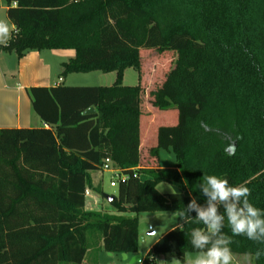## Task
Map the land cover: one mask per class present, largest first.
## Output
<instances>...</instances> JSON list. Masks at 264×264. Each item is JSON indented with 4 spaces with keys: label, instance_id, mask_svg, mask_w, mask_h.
I'll use <instances>...</instances> for the list:
<instances>
[{
    "label": "trees",
    "instance_id": "obj_1",
    "mask_svg": "<svg viewBox=\"0 0 264 264\" xmlns=\"http://www.w3.org/2000/svg\"><path fill=\"white\" fill-rule=\"evenodd\" d=\"M4 3L13 29L0 49L17 57L73 49L62 75L114 71L116 79L110 86H32V109L48 127L0 128V264H83L91 233L106 252L136 254L137 214L167 211L176 213V226L147 255L184 262L197 252L192 229L204 225L179 228L178 213L192 198L204 202L203 175L247 186L250 202L264 208V0ZM168 50L174 59L147 90L142 52ZM129 67L138 72L135 86L122 83ZM90 106L95 112L85 114ZM167 110L176 111V123L156 126L154 141L150 125ZM141 116L150 121L144 132ZM161 149L174 152V168L157 165ZM106 158L125 176L108 202L115 214L84 209L86 189L106 196L90 177ZM161 182L171 192L160 193ZM224 232L231 236L227 225ZM230 247L264 264L255 257L264 243L232 236Z\"/></svg>",
    "mask_w": 264,
    "mask_h": 264
},
{
    "label": "clouds",
    "instance_id": "obj_2",
    "mask_svg": "<svg viewBox=\"0 0 264 264\" xmlns=\"http://www.w3.org/2000/svg\"><path fill=\"white\" fill-rule=\"evenodd\" d=\"M10 34L9 24L0 21V40H7ZM198 187L204 202L197 203V199L192 198L178 213L181 222L179 228L188 222L204 225L203 229H192L190 244L197 250V255L187 259L184 264H231L232 236H244L264 243V208L250 202V189L247 186H233L224 174H220L203 175ZM221 208L223 211H220ZM193 212L195 217L191 215ZM226 225L231 236L224 232ZM262 256L264 249H257L256 259Z\"/></svg>",
    "mask_w": 264,
    "mask_h": 264
},
{
    "label": "rangeland",
    "instance_id": "obj_3",
    "mask_svg": "<svg viewBox=\"0 0 264 264\" xmlns=\"http://www.w3.org/2000/svg\"><path fill=\"white\" fill-rule=\"evenodd\" d=\"M4 0H0V5H3ZM143 57V75L145 76V72H148V77H150V82H147L146 87L147 90H150L159 84L161 80L162 73L167 70L174 59L175 52L174 51H165L160 55H154L153 52H142ZM152 66V67H151ZM124 84L135 86L138 83V72L135 68L129 67L126 68ZM97 73V72H94ZM76 75V74H73ZM79 76L78 79H74L73 81L67 78L64 81V85L68 86H101L94 78L93 73L90 74H77ZM86 75L84 78H81ZM71 77V76H70ZM102 86H110V85H102ZM146 90V91H147ZM149 100V99H148ZM147 98H144L142 104V116H145V113L148 109H146ZM155 112H153L154 114ZM160 114L156 116V122L154 125H150L149 119H145V117H140V127L141 132H144V129L147 125H150L153 130V139L155 141L154 130L158 125H171L176 123V111L175 110H167L164 112H159ZM161 120V121H160ZM172 120V121H171ZM161 122V123H160ZM149 128V130L151 129ZM152 131L150 130V133ZM147 157L144 154L145 158ZM149 159V158H148ZM150 161V160H149ZM145 167H148L145 162H143ZM151 164V162H149ZM157 165L162 168H174L175 167V155L171 149H161L158 152ZM112 167L118 169V167L112 164ZM100 170V169H99ZM119 170V169H118ZM98 172L97 182L98 187L105 195H116L117 193V185L111 186L110 181L114 180L118 181V178H115L112 173L108 171H103V173ZM102 173V179H101ZM145 174H140V178H144ZM157 190L160 193H168L171 192V186L166 182H161L157 184ZM100 202L102 204L99 207L100 212L113 211L109 206L108 201L102 194H98ZM125 216H132L131 213L122 214ZM139 222H145L150 225V230L153 231L152 234L146 235L144 230L139 231V235H144L143 240L138 239V251L141 257H146L148 259V264H184V262L189 258H194L197 255V252H187L184 257V262L179 261L170 253H162V254H151L147 255L149 248L151 245L156 242L160 237H162L167 231L174 228L176 226V213L173 211L167 212H142L137 214ZM100 237L98 233H91L88 237V258L90 264H124L125 261L122 259V255L120 253H109L106 252L99 243ZM233 254V259L231 264H253V259L248 254ZM176 259V260H174Z\"/></svg>",
    "mask_w": 264,
    "mask_h": 264
},
{
    "label": "crops",
    "instance_id": "obj_4",
    "mask_svg": "<svg viewBox=\"0 0 264 264\" xmlns=\"http://www.w3.org/2000/svg\"><path fill=\"white\" fill-rule=\"evenodd\" d=\"M0 21H5L9 24L11 33L13 26L7 18L5 4L0 5ZM7 40H0V44H4ZM74 54L73 49L30 50L23 56L17 57L13 52L0 49V128L48 127L42 123L32 109L27 92V89L32 86L64 85V81L67 78L73 81L79 78L77 74L90 73L96 74L94 78L101 86L112 85L114 83L116 79L114 71L107 73L92 71L62 75V64L72 58ZM125 72H123L122 77L123 84ZM81 76H83L81 78H84L86 75ZM98 172L100 173V170L90 171L93 186H98ZM101 172L103 173V171ZM87 190L89 191V195L85 197L84 209L99 211L102 202H100L98 193L92 189ZM108 213L115 214L113 211H109ZM99 243L102 246L101 240H99ZM87 253L83 259V264H90ZM132 255L129 254L128 257Z\"/></svg>",
    "mask_w": 264,
    "mask_h": 264
},
{
    "label": "water",
    "instance_id": "obj_5",
    "mask_svg": "<svg viewBox=\"0 0 264 264\" xmlns=\"http://www.w3.org/2000/svg\"><path fill=\"white\" fill-rule=\"evenodd\" d=\"M95 109L93 106L88 107L84 113L85 114H90V113H94ZM105 199L110 202L112 200V196L111 195H106ZM137 230L141 231L144 230L146 235L152 234L153 231L150 230V225L145 223V222H139L137 225ZM139 240H143L144 239V235H139L138 236ZM122 259L125 261L124 264H139L141 261V255L139 253L133 254L131 257H128V254L126 253H122Z\"/></svg>",
    "mask_w": 264,
    "mask_h": 264
},
{
    "label": "built area",
    "instance_id": "obj_6",
    "mask_svg": "<svg viewBox=\"0 0 264 264\" xmlns=\"http://www.w3.org/2000/svg\"><path fill=\"white\" fill-rule=\"evenodd\" d=\"M112 164H113L112 160L110 158H106V159H104L103 164L100 167V170L108 171V172L112 173L115 178H118V180L119 179H122V180L125 179V176L123 174H121L118 169L112 167ZM110 185L116 186L117 185V179H116V181L111 180ZM88 195H89V191L86 189L84 192V196L87 197Z\"/></svg>",
    "mask_w": 264,
    "mask_h": 264
}]
</instances>
